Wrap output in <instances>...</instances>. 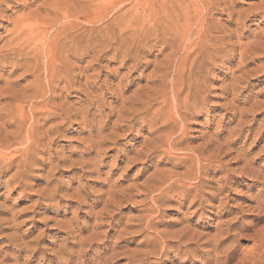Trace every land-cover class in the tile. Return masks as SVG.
I'll return each instance as SVG.
<instances>
[{
    "label": "rangeland",
    "instance_id": "rangeland-1",
    "mask_svg": "<svg viewBox=\"0 0 264 264\" xmlns=\"http://www.w3.org/2000/svg\"><path fill=\"white\" fill-rule=\"evenodd\" d=\"M16 25L32 41L5 58ZM253 41L264 47V0H0L2 138L35 126L52 144L27 156L26 192L3 183L22 159L0 173V261L264 264V50L242 56ZM198 193L211 202L194 214ZM186 213L204 234L187 255L171 238Z\"/></svg>",
    "mask_w": 264,
    "mask_h": 264
},
{
    "label": "bare ground",
    "instance_id": "bare-ground-1",
    "mask_svg": "<svg viewBox=\"0 0 264 264\" xmlns=\"http://www.w3.org/2000/svg\"><path fill=\"white\" fill-rule=\"evenodd\" d=\"M87 1V0H86ZM100 4V3H99ZM64 5V4H63ZM116 6V5H115ZM99 9V8H98ZM77 10V9H76ZM164 10V9H163ZM40 11V10H39ZM168 11V10H167ZM190 11V10H189ZM22 14V13H21ZM49 14V13H48ZM36 14H34L35 16ZM169 15V14H168ZM159 17V16H158ZM46 18V17H45ZM178 19V18H177ZM191 19V18H190ZM44 21V20H43ZM188 24V23H187ZM186 24V25H187ZM158 25V24H157ZM184 25V24H183ZM173 26V25H172ZM181 26V25H180ZM51 27V26H50ZM26 28V27H25ZM24 27L20 26V25H16L15 26V29L13 31V35H14V38H12L10 40V42H13L14 43V46L15 47H10L8 49V53L5 54L4 56H6L5 58H7V56L9 55L12 56L13 55V51H14V48H18L21 50H23V47H22V44L25 42L27 44H29V41H32L31 39L28 40L27 38L29 37V30L25 29ZM47 28V27H46ZM170 28V27H169ZM172 28V27H171ZM187 29V28H186ZM34 30V29H33ZM175 30V29H174ZM183 30V28H182ZM185 30V29H184ZM172 31V29H171ZM39 32V31H38ZM226 32V31H225ZM33 33V32H32ZM35 34V32L33 33ZM32 34V35H33ZM37 34V33H36ZM97 34V33H96ZM142 34V33H141ZM235 37V36H234ZM30 38V37H29ZM33 38V37H32ZM25 40V41H24ZM182 40V38H181ZM259 40V38H258ZM189 42V41H188ZM8 45V44H7ZM6 45V46H7ZM21 45V46H19ZM25 45V44H24ZM17 46V47H16ZM35 47V46H34ZM15 49V50H16ZM256 50H264V47H260L258 45V41H253L249 44L246 45V48H245V51L242 53V56H243V60L244 59H247L250 57L251 55V52H254ZM18 51V50H17ZM7 52V51H6ZM22 52V51H21ZM14 55H15V52H14ZM10 60V59H9ZM54 60V59H53ZM45 64V63H44ZM10 78V77H9ZM237 89V85L235 86V89L233 90L234 92L236 91ZM174 99V98H173ZM22 101V100H21ZM14 102V101H13ZM262 106H264V102L261 101V104L260 102H258L256 104V107L258 108H261ZM21 107V106H20ZM255 108V107H254ZM24 109V108H23ZM20 110V109H18ZM46 110V109H45ZM31 112V111H30ZM22 113V112H21ZM20 113V114H21ZM23 115V114H22ZM28 118H21V120L23 121H27ZM67 119V118H66ZM11 120V119H10ZM37 123V118H33V124H36ZM82 124L85 126V130H88V127H90V123L87 121L86 118H83V121H82ZM93 125V124H92ZM55 126V125H54ZM182 126V125H181ZM30 128V127H29ZM182 130H183V127H182ZM89 132L92 134V131L89 130ZM8 134V132H6ZM113 134V133H112ZM115 134V133H114ZM49 132H38L36 130V127L33 126L30 128V130L28 131V133L26 135H24L23 133L17 131L15 133H9L8 136L6 138H2V135H1V131H0V173L2 171H5L7 168H8V165H10V162L12 160H20L22 159L20 162H19V165H18V169L17 171L13 174V176L8 180V181H4V185L5 187L8 189V187L12 184H15V187L14 189L16 190H23V192H26L27 189L30 187L29 183L27 182V178L30 174V172H32V167H31V164L29 163L28 159H27V156L30 154L32 155V150L33 148H39L40 146H44V147H48V150H41L42 152L44 153H50L52 148L50 147V145L52 144H47L46 143V140L49 139ZM92 136V135H91ZM111 136V135H110ZM114 136V135H112ZM168 136V135H167ZM105 137V136H104ZM109 138V136H107ZM106 138V137H105ZM104 138V139H105ZM52 139V138H51ZM211 139V138H210ZM203 140V139H202ZM264 140V136L261 138V141ZM44 141V142H43ZM92 146H101L102 145V142L99 140V141H93L92 143ZM98 147V148H99ZM143 148V147H142ZM219 148V147H218ZM212 150V148H211ZM214 150V149H213ZM216 150V149H215ZM9 158V162L7 163L6 162V159ZM198 173V172H197ZM203 173V166L200 165V174ZM193 176H195V174H188L186 176V179L189 178L191 179ZM175 180V179H173ZM172 181V180H171ZM198 182V180H197ZM171 183V182H170ZM193 184V183H192ZM190 185V184H189ZM193 186V185H191ZM201 186V182H199L195 187H200ZM221 189L224 190L226 185L223 184V185H220ZM188 185L186 184H183L181 185L180 183V186L179 188H187ZM165 188V187H164ZM173 190H178L177 189V181H174L172 184H171V187ZM162 190V189H161ZM160 190V191H161ZM142 192V191H141ZM167 192V190L165 191V193ZM159 194V193H158ZM208 202H211V200H208L206 197H204V195L202 196L201 194H197L195 196V199H192L191 202H190V206L188 207L189 210L191 209H194L195 211H193L194 214H197V212H199L203 206L205 205V203H208ZM226 206V203L224 202L223 199L220 200L219 202V205L215 206L217 207L218 209H222ZM257 209V211L259 212H262L263 211V207L262 206H259L257 205L255 207ZM191 212V214H193ZM225 215H227V212L224 213ZM188 213H186L185 217L183 220H187V224L183 225L184 227L181 228V230L178 232H175L171 238L174 239V240H177V242L180 244V249L181 251L184 250V254L187 255V254H191V253H194V252H198L199 249L196 248V249H192V246L193 245H197L199 241L202 240V238L204 237V234H200L197 232V230L195 231L192 227H191V223H190V220L188 218ZM199 227V226H198ZM232 226L229 225L227 226L226 228H223L219 231V234L217 236H219L222 240H225L226 238H230L231 237V231H232ZM234 227V226H233ZM166 234H169V233H166ZM171 235V234H170ZM163 238L164 236V233H163ZM262 236V235H261ZM177 243V244H178ZM200 243V242H199ZM37 244V243H36ZM21 245V244H20ZM28 245V244H27ZM204 245H207V246H210L211 243L209 241H206L204 242ZM261 245H264V242L262 241ZM260 246V245H259ZM258 246V247H259ZM90 250V249H89ZM259 251V250H258ZM262 251V249L260 248V252ZM163 252V251H162ZM264 252V251H263ZM261 252V253H263ZM122 253V252H121ZM259 253V255L261 254ZM4 254V253H3ZM7 254V253H6ZM146 255V254H145ZM210 253L207 252L204 254V256H202V259L204 260L203 264H219V261L217 258H212L209 256ZM257 254V256H259ZM264 255V253H263ZM175 259L174 261H172L173 264H175V260H178L180 259L178 255H175ZM191 256V255H189ZM148 257V256H147ZM246 258V257H245ZM261 258V257H260ZM181 260V259H180ZM188 260V261H187ZM256 260V259H255ZM171 263V262H170ZM0 264H3V261H0ZM179 264H190L189 263V259H186L185 261L182 260L179 262Z\"/></svg>",
    "mask_w": 264,
    "mask_h": 264
}]
</instances>
